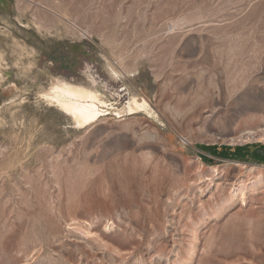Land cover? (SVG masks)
Listing matches in <instances>:
<instances>
[{
    "label": "rangeland",
    "instance_id": "1",
    "mask_svg": "<svg viewBox=\"0 0 264 264\" xmlns=\"http://www.w3.org/2000/svg\"><path fill=\"white\" fill-rule=\"evenodd\" d=\"M0 54V264H264V0H0Z\"/></svg>",
    "mask_w": 264,
    "mask_h": 264
},
{
    "label": "bare ground",
    "instance_id": "2",
    "mask_svg": "<svg viewBox=\"0 0 264 264\" xmlns=\"http://www.w3.org/2000/svg\"><path fill=\"white\" fill-rule=\"evenodd\" d=\"M2 60L0 54V73ZM41 97L45 99L52 108H56V110L69 117L79 128H86L93 125L104 113L107 115V111L110 109L115 110L116 116L120 117L123 112L131 114L134 109L147 107L144 101L139 103L136 98H132L124 108L115 109L112 105H107L101 101L96 92L83 86L60 80L52 82L50 87L41 94ZM104 108L106 109L103 110ZM260 134L264 138V130H262ZM248 136L254 138V136L258 135L255 132H247L244 137L248 138Z\"/></svg>",
    "mask_w": 264,
    "mask_h": 264
}]
</instances>
